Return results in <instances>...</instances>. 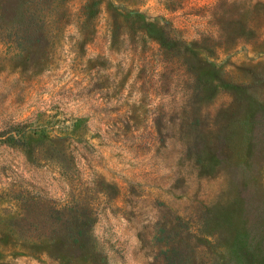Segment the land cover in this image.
<instances>
[{"label":"rangeland","instance_id":"374dc122","mask_svg":"<svg viewBox=\"0 0 264 264\" xmlns=\"http://www.w3.org/2000/svg\"><path fill=\"white\" fill-rule=\"evenodd\" d=\"M175 260L264 264V0H0V264Z\"/></svg>","mask_w":264,"mask_h":264},{"label":"trees","instance_id":"16d2710c","mask_svg":"<svg viewBox=\"0 0 264 264\" xmlns=\"http://www.w3.org/2000/svg\"><path fill=\"white\" fill-rule=\"evenodd\" d=\"M138 11H139V10H137V9H128V12L136 13V12H138ZM171 251H172V253H173V255H174V254H176V252H178L179 250H177V249H172ZM177 256H178V255H177ZM172 264H179V262L175 260Z\"/></svg>","mask_w":264,"mask_h":264}]
</instances>
